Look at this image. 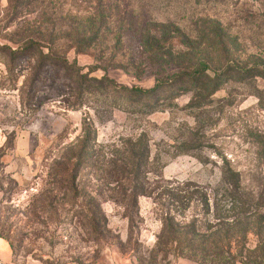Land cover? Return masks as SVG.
<instances>
[{
    "label": "rangeland",
    "instance_id": "1",
    "mask_svg": "<svg viewBox=\"0 0 264 264\" xmlns=\"http://www.w3.org/2000/svg\"><path fill=\"white\" fill-rule=\"evenodd\" d=\"M263 69L264 0H0V261L264 264Z\"/></svg>",
    "mask_w": 264,
    "mask_h": 264
},
{
    "label": "trees",
    "instance_id": "2",
    "mask_svg": "<svg viewBox=\"0 0 264 264\" xmlns=\"http://www.w3.org/2000/svg\"><path fill=\"white\" fill-rule=\"evenodd\" d=\"M34 44L35 43H29L25 47V51L15 50L14 54H21V55L25 54V52H27L30 48H32ZM64 62L68 64V61L66 59H64ZM202 65H203L202 71H206L207 69H210V67L208 66L206 62H203ZM202 71L196 72L195 70L186 68L184 71H181L178 75L170 78L169 80H159L151 88L116 86L114 81H111V82L113 83L112 87L115 88V92L117 93L122 92L123 94H127L130 97L136 96V95L154 96L155 94L159 92H163L167 88H175L180 92H183L191 88H197L199 85H197L195 82L199 81V78L202 75L201 73ZM258 72L261 76L262 75L264 76V69ZM248 195L250 194L248 193Z\"/></svg>",
    "mask_w": 264,
    "mask_h": 264
},
{
    "label": "built area",
    "instance_id": "3",
    "mask_svg": "<svg viewBox=\"0 0 264 264\" xmlns=\"http://www.w3.org/2000/svg\"><path fill=\"white\" fill-rule=\"evenodd\" d=\"M0 264H3V263L0 261Z\"/></svg>",
    "mask_w": 264,
    "mask_h": 264
}]
</instances>
